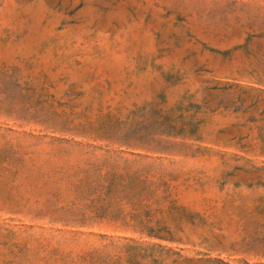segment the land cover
<instances>
[{
	"label": "rangeland",
	"instance_id": "1",
	"mask_svg": "<svg viewBox=\"0 0 264 264\" xmlns=\"http://www.w3.org/2000/svg\"><path fill=\"white\" fill-rule=\"evenodd\" d=\"M0 264H264V0H0Z\"/></svg>",
	"mask_w": 264,
	"mask_h": 264
}]
</instances>
